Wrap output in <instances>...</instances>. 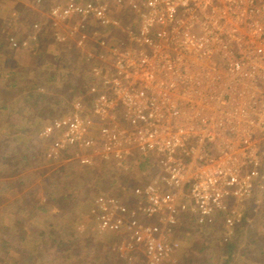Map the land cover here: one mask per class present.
Listing matches in <instances>:
<instances>
[{
  "label": "built area",
  "instance_id": "2783aa9c",
  "mask_svg": "<svg viewBox=\"0 0 264 264\" xmlns=\"http://www.w3.org/2000/svg\"><path fill=\"white\" fill-rule=\"evenodd\" d=\"M100 2L80 10L70 5L65 14L93 17L102 27L116 25L106 17ZM210 2L148 0L143 4L160 12L157 23H164L177 12L178 22L184 20L194 7L200 14L206 13ZM245 11L255 14L254 21L249 20L255 28L250 39L237 28L236 40L257 42L243 47L233 61L219 57L221 64L215 74L208 65L204 82L209 89L214 82L219 83L215 94L210 91L201 97L195 95V81L189 82L185 71L182 76L175 73L170 50L158 45L164 42L157 40L161 34L154 38L148 35L150 26L130 32L131 40L127 41L134 46L127 52L107 50L103 42L97 50L87 41L78 44L72 63L77 67L91 64L89 77L98 86L77 98L73 119L53 120L48 134L59 132L53 140L56 150L73 146L100 150L101 160L117 165L113 182L126 195V201L101 191L91 216L95 235L110 237L111 253L118 254L123 264H164L180 251L182 245L173 233L187 227L183 215L200 226L219 217L227 235L237 226L257 229L251 220L254 218H245L236 207L243 210L251 206L249 215L264 216V0H252ZM185 33L179 44L184 50L207 46L206 35L194 42L187 40L191 34ZM54 38L67 45L62 34ZM259 42L263 43L253 45ZM210 55L209 50L201 59L209 61ZM239 88L246 90L241 103L235 99ZM88 96L94 101L92 113L81 107ZM98 120L103 122L100 128ZM93 131H97L101 146L90 135ZM130 158L143 164L140 179L146 172L144 184L123 185V174L129 169L124 164Z\"/></svg>",
  "mask_w": 264,
  "mask_h": 264
},
{
  "label": "rangeland",
  "instance_id": "374dc122",
  "mask_svg": "<svg viewBox=\"0 0 264 264\" xmlns=\"http://www.w3.org/2000/svg\"><path fill=\"white\" fill-rule=\"evenodd\" d=\"M100 1L99 4L104 3L106 17L115 21L116 25L102 27L93 17L82 18L70 12L65 14L70 5L84 9L88 4L95 6L98 0H0V78H6L4 71L15 66L16 78L23 80L21 85H25L8 93L6 88L0 90V107L10 106L12 111L0 114V123H7L2 130L9 139H14L15 146L20 145L10 149L8 147L4 152L7 162L18 167L11 174L7 173V177L0 176V264H123L118 254L111 253L113 242L110 237H97L93 230L94 220L86 215L101 191H107L126 201V195L113 182L114 175L119 171L117 165L112 161L105 163L101 160L97 153H102L100 150L89 151L79 147L70 152L56 150L53 148V140L58 138L59 132L51 131L48 134V128L53 127V120L59 122L73 119L78 109L77 98L86 96L87 90L92 86H98L89 77L90 68L93 67L91 64L79 66L73 72L64 60L59 59L61 51L69 50L71 64L72 57L77 55L78 44L85 41L93 50L99 49L103 42L106 43L107 50L125 52L134 46V42L129 44L127 41L131 40L130 32H141L150 26L148 35L154 38L161 34L157 40L164 42L158 45H166L170 50L168 54L175 73L182 76V71H185L188 81H195L198 91L195 95L201 97L210 94V91L214 94L217 92L216 84L219 82H214L209 89L203 75L209 67L213 74L217 72V66L221 64L219 57L233 61L243 47L257 42L236 40L239 30L246 39L251 38L255 27L249 25V20L254 21L256 16L249 11L245 13L244 9L252 0H211L206 13L200 14L194 7L184 20L178 22L175 16L179 14L177 12L164 23H157L160 12L149 6L144 7V1L148 0ZM54 10L56 14L53 13ZM42 26L46 30L41 33L40 42L51 40L52 43L42 44L39 49L34 48L29 45V41L35 42L37 37L32 28ZM185 31L191 34L187 40L194 42L206 35L207 46L202 50L191 47L184 50L179 47L185 38ZM60 34L67 39V45L62 44V48H58L56 42L52 41V37ZM4 35L7 36L6 40H2ZM231 38H234L233 44ZM9 39H14V47L17 49L9 45ZM261 43L263 42L253 45L259 46ZM209 50L212 55L209 61L201 59ZM80 89L83 91L79 92ZM30 92L33 93V98L25 96ZM245 92L244 88L237 90V103H241ZM104 94L110 95V92ZM34 97L38 98L39 103L34 101ZM87 98L85 105L81 107L92 113L94 101L92 97ZM98 121L100 128L103 122ZM105 122L110 124L107 119ZM18 123L31 126L30 132L19 133L13 126ZM90 133L101 146L97 131ZM4 144L0 142V146ZM84 160H90L91 164H81ZM124 165H129V169L123 174V185L145 183L146 172L140 179L144 171L141 162L130 158ZM16 180L23 185L19 186ZM8 181L12 182L8 184L15 186V194H4L1 191L4 186L10 189ZM25 193H28L27 196L23 195ZM14 199L22 201L21 207L35 202L38 206L40 202L46 201L51 209L45 212L26 208L23 211L26 220L23 216L14 215L15 212L7 213L5 208L11 207L14 202L15 206L19 205ZM60 200H64L65 205L62 206ZM250 207L236 209L245 218H254L250 219L257 223V229L247 232L248 229L244 227L246 232L236 234L237 226L230 235L224 232L225 247L228 241H234L228 244L232 245L228 253H224L223 247L218 246L220 236L217 229L222 226L221 218L200 226L190 220L189 215H183V222L186 221L187 227L183 231L174 232L173 238L180 242L181 249H186V253L190 250L192 253L189 252L184 258L183 253L176 252L164 264H264V216L261 213L249 215ZM3 228L8 230L6 232L10 237ZM198 233L203 238L208 236L206 244L209 249H204L201 254L193 251L196 250L193 249L194 244L197 250L206 245L204 240H195ZM196 258L198 261L194 263Z\"/></svg>",
  "mask_w": 264,
  "mask_h": 264
},
{
  "label": "trees",
  "instance_id": "16d2710c",
  "mask_svg": "<svg viewBox=\"0 0 264 264\" xmlns=\"http://www.w3.org/2000/svg\"><path fill=\"white\" fill-rule=\"evenodd\" d=\"M32 27H33V24H32ZM37 29H34V28H32V31H36V40H35V42L33 41V40H30L29 41V45H31L32 47H34V48H38L39 49V47L42 45V44H46V43H49V45L52 43L51 42V40H46V42L44 43H42V42H40V41H42V39H40V36H41V33L42 32H44V30H46V27H44V26H42V27H36ZM39 28V29H38ZM7 36H2V40H6L5 38H6ZM10 41H9V45L11 46V47H13V48H15L14 46L16 45L15 44V42H14V39H9ZM52 41L53 42H56L55 41V38L54 37H52ZM56 45L58 46V48H62L61 46H62V44H59V43H57L56 42ZM21 47L23 48V46L21 45ZM1 49V48H0ZM15 49H17V48H15ZM60 50H62V49H60ZM63 52V53H62ZM41 54H44L45 55V52H42ZM71 54H69V50H63V51H61L60 52V55H59V59L60 60H64V62H66L67 64H68V66H70V69L73 71V72H76L77 71V66L75 65V64H71V58H69V56H70ZM0 57H1V55H0ZM73 58V57H72ZM59 60V61H60ZM4 74L6 75V78H3L2 76H1V78H0V90L1 89H3V88H6V90H7V93L8 92H12V91H17V89L19 90V88H21V87H25V85L24 86H22L21 84L22 83H24L23 82V80H19L18 78H16L17 77V72H16V70H15V66H14V68H9V69H7L6 70V72L4 71ZM1 75V74H0ZM27 81V80H26ZM25 89H27V88H25ZM82 91H83V89H82ZM81 91V89L79 90V92H82ZM75 92V91H74ZM29 96V97H31V98H33V93L32 92H30V94H26L25 96ZM38 95H41L40 93H38ZM85 99H87V98H85ZM34 101H37L38 103H39V101H38V98H35L34 97ZM38 103H37V105H38ZM10 106H8V108L4 105V106H2V107H0V114L1 113H3V111H7L8 110V112L9 113H11L12 111L10 110ZM22 111H24V108H23V110ZM7 122V121H6ZM9 124V123H8ZM11 124V123H10ZM29 124V123H28ZM28 124H26V125H28ZM5 126H7V123L5 124V123H3L2 124V122L0 123V142H3V144L4 145H1L0 146V176H5V177H7L6 176V174L7 173H9V174H11L13 171H14V168L15 167H18L16 164H10V163H8L7 162V160L5 159V154H4V152L8 149V147H9V149L10 148H12V147H16V146H19L20 147V145H16L15 146V144H14V142H13V140L14 139H9L8 138V136H7V134H6V132L4 131V130H2V127H5ZM12 126V125H11ZM14 126V128H17V130H18V132L19 133H23V132H25V133H27V132H30V127L31 126H28V127H26L25 125H20V123H18L17 125L15 124V125H13ZM10 140V141H9ZM77 148V146H73V147H70V148H68L67 149V152H70V150L71 149H76ZM16 149V148H15ZM14 149V150H15ZM6 155H7V153H6ZM16 182L18 183V184H20L19 186H22L23 185V183L21 182V183H19L17 180H16ZM8 183H12V182H10V181H8L7 182V184ZM2 186H4V184L2 185ZM10 189H8V188H6L5 186H4V188H1L2 190V192L4 193V194H8V193H12V194H15L16 192H15V190H14V188H15V186H13V184L11 185V184H8L7 185ZM19 190H17V192H18ZM107 192V191H106ZM27 194L28 193H25V194H23V195H25V196H27ZM14 201H18L19 202V205L18 206H15V202L13 203V205L11 206V207H9V208H11L10 210H9V208H5L6 209V211H7V213H9V212H15L16 214H14V215H18L19 217H21V216H23V211L27 208V209H29L30 211H35V210H38V209H40V210H42V211H45V212H47L48 210L50 211V209H51V207L50 206H48V204L46 203V201H44V203H42V202H40V200H39V205L38 206H36L37 205V202H35L34 204H28L27 206H24V207H21L20 205L22 204V206H23V203H22V201L20 200V199H14ZM57 201H59V200H57ZM61 201V200H60ZM62 206H63V204L65 205V202H64V200L63 201H61V202H59ZM11 204H12V202H11ZM11 204H9V206L11 205ZM21 207V208H20ZM93 208H95L93 205L90 207V210L86 213V215L87 216H89V218H93L92 216H91V211H92V209ZM22 212V213H21ZM22 215H21V214ZM51 213V212H50ZM23 218L24 219H26L27 220V218L26 217H24L23 216ZM24 219H21L22 221H24ZM24 221V222H27V221ZM186 223V222H185ZM237 230H240V231H238L237 232ZM246 229H244V226H238L237 227V229H236V234H239V233H243V231H245ZM3 231H5V233L7 234V232H8V230H6V229H4L3 228ZM7 231V232H6ZM176 231H178L177 229H176ZM247 232H250V230H246ZM245 231V232H246ZM217 232H218V235L220 236V239H219V244H218V246H221V247H223V252L224 253H228V251L231 249V244L230 245H228L229 243H232V242H234V241H228L227 243V246L225 247V242H224V240H223V237H224V235H225V233L222 231V226L220 227V228H218L217 229ZM96 234V233H95ZM8 235V234H7ZM85 235V234H84ZM84 235H82V236H84ZM9 236V235H8ZM202 235H200V233H198L197 235H196V237H195V240H197L198 238H199V240H204V243L206 244V239H207V237L208 236H204L205 238H203V237H201ZM10 237V236H9ZM83 238V237H82ZM238 239H235V241H237ZM224 242V243H223ZM196 244H194V246H193V249L195 248L196 250H193V251H196V253H198V254H201L202 252H203V250L204 249H209V247H208V245L206 246H203L201 249H198L197 250V246H195ZM179 252V251H178ZM189 252H191V250L190 251H188L187 253H186V249H180V253L182 254L183 253V256L182 257H184V258H186L185 256H188V254H189ZM192 253V252H191ZM196 253H195V255H196ZM198 256V255H197ZM243 256V255H242ZM183 258V259H184ZM197 259V258H196ZM196 259H194L193 260V262L194 263H196L197 261H198V259L196 260ZM227 262V260L225 261V263Z\"/></svg>",
  "mask_w": 264,
  "mask_h": 264
}]
</instances>
